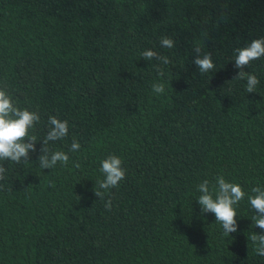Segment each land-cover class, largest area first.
Instances as JSON below:
<instances>
[{
  "label": "trees",
  "instance_id": "16d2710c",
  "mask_svg": "<svg viewBox=\"0 0 264 264\" xmlns=\"http://www.w3.org/2000/svg\"><path fill=\"white\" fill-rule=\"evenodd\" d=\"M261 37L264 0H0V88L39 113L38 139L50 115L69 128L48 145L67 167L40 168L42 140L29 161H0V264H264L247 237L261 231L247 196L264 187V57L245 68L252 93L232 60ZM147 49L170 60L163 75ZM111 154L126 175L109 211L93 189ZM219 175L246 193L227 236L196 199Z\"/></svg>",
  "mask_w": 264,
  "mask_h": 264
},
{
  "label": "clouds",
  "instance_id": "9594fccd",
  "mask_svg": "<svg viewBox=\"0 0 264 264\" xmlns=\"http://www.w3.org/2000/svg\"><path fill=\"white\" fill-rule=\"evenodd\" d=\"M162 48L171 49L174 47L173 39L162 37L160 40ZM200 47L194 48L193 63L197 66L201 74L208 73L215 69V64L211 58V53L201 54ZM141 57L147 61H158L154 65L159 75H163L161 64L168 65L170 60L167 56L160 55L158 52L147 49L141 53ZM264 57V37L253 39L248 45L234 50V66L239 72L235 79H246L247 93L255 92L259 80L256 75L245 71L252 61ZM233 78V79H234ZM152 91L160 95L165 91L164 83H154ZM40 121L38 112L29 111L27 108L17 107L10 94L4 88H0V161H11L19 164L21 161L30 160V153L37 151L36 142L42 140L40 155L38 156L41 169H52L58 163L67 167L69 155L63 151H52L48 145L49 142L64 140L68 135V121L61 120L55 115L48 117V128L46 135L38 139L34 134V128ZM81 148L80 143L73 139L70 145L71 152H77ZM79 167L78 163H75ZM6 168L0 164V180H3ZM100 172L103 179L95 181L94 195L100 200H104L105 209L111 210L112 199L105 200V195L110 189L119 186L125 178L126 170L122 166L120 157L111 154L101 160ZM200 195L196 198L200 205L201 214L212 213L216 218V223L221 225L224 235H230L238 229L236 206L242 201L246 193L239 183L229 182L223 175L215 177V183L204 179L197 185ZM251 195L247 196L248 204L256 213L251 217L252 227H258L261 231H252L247 235L254 245V251L257 255L264 256V187L255 186L251 188Z\"/></svg>",
  "mask_w": 264,
  "mask_h": 264
}]
</instances>
